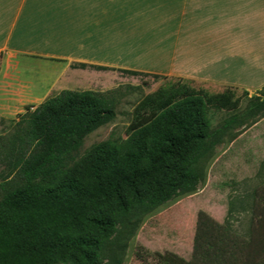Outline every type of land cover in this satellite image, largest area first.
Listing matches in <instances>:
<instances>
[{"label": "trees", "instance_id": "16d2710c", "mask_svg": "<svg viewBox=\"0 0 264 264\" xmlns=\"http://www.w3.org/2000/svg\"><path fill=\"white\" fill-rule=\"evenodd\" d=\"M259 93L256 106L264 108V88ZM225 97L194 88L126 140L101 142L79 162L73 152L85 137L116 118L113 91L65 89L30 109L0 136L8 142L0 156L8 165L4 179L13 173L20 179L0 200V264H103L110 246L131 236L144 214L197 189L204 164L236 119L212 128L209 107ZM257 243L241 264H264L254 255Z\"/></svg>", "mask_w": 264, "mask_h": 264}, {"label": "crops", "instance_id": "0c3cea01", "mask_svg": "<svg viewBox=\"0 0 264 264\" xmlns=\"http://www.w3.org/2000/svg\"><path fill=\"white\" fill-rule=\"evenodd\" d=\"M173 76L259 95L264 0H0V136L65 89ZM248 133L264 143V116Z\"/></svg>", "mask_w": 264, "mask_h": 264}, {"label": "rangeland", "instance_id": "374dc122", "mask_svg": "<svg viewBox=\"0 0 264 264\" xmlns=\"http://www.w3.org/2000/svg\"><path fill=\"white\" fill-rule=\"evenodd\" d=\"M175 69H182L189 76L187 72L194 71V66L176 65ZM147 82L118 81L104 90L113 91L116 118L85 137L73 152L74 162L108 139L126 140L161 108L194 94L191 79L173 76ZM167 90H172L169 96L165 95ZM230 92L232 98L225 97L219 106L209 107L212 128L222 127L231 117L236 119L223 130L221 142L204 164V176L197 189L144 214L131 236L125 234L119 245L110 246L103 264H176L175 258L190 264H241L254 239L256 243L260 240L253 246L254 255L262 259L264 143L253 134H240L264 114V108L256 106L254 96L237 90ZM6 146L8 142L0 139V156ZM1 159L0 200L7 189L20 181L15 173L4 179L8 165Z\"/></svg>", "mask_w": 264, "mask_h": 264}]
</instances>
